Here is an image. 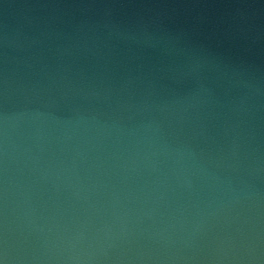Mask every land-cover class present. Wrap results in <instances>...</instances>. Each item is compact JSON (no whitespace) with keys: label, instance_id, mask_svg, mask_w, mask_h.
Instances as JSON below:
<instances>
[{"label":"water","instance_id":"obj_1","mask_svg":"<svg viewBox=\"0 0 264 264\" xmlns=\"http://www.w3.org/2000/svg\"><path fill=\"white\" fill-rule=\"evenodd\" d=\"M0 259L264 264V0H0Z\"/></svg>","mask_w":264,"mask_h":264},{"label":"clouds","instance_id":"obj_2","mask_svg":"<svg viewBox=\"0 0 264 264\" xmlns=\"http://www.w3.org/2000/svg\"><path fill=\"white\" fill-rule=\"evenodd\" d=\"M0 264H6L4 259H0Z\"/></svg>","mask_w":264,"mask_h":264}]
</instances>
